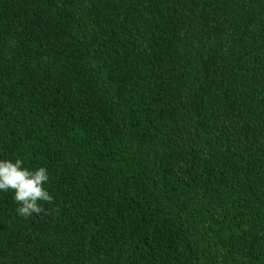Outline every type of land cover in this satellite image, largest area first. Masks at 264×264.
<instances>
[{"label":"trees","instance_id":"16d2710c","mask_svg":"<svg viewBox=\"0 0 264 264\" xmlns=\"http://www.w3.org/2000/svg\"><path fill=\"white\" fill-rule=\"evenodd\" d=\"M17 158L0 264H264V0H0Z\"/></svg>","mask_w":264,"mask_h":264},{"label":"clouds","instance_id":"9594fccd","mask_svg":"<svg viewBox=\"0 0 264 264\" xmlns=\"http://www.w3.org/2000/svg\"><path fill=\"white\" fill-rule=\"evenodd\" d=\"M48 169L41 166L30 170L24 167L22 159L0 160V191L14 192V200L19 205L16 209L19 216L46 214L45 203H54V197L45 185L49 182Z\"/></svg>","mask_w":264,"mask_h":264},{"label":"bare ground","instance_id":"6f19581e","mask_svg":"<svg viewBox=\"0 0 264 264\" xmlns=\"http://www.w3.org/2000/svg\"><path fill=\"white\" fill-rule=\"evenodd\" d=\"M6 63V62H5ZM3 64V63H2Z\"/></svg>","mask_w":264,"mask_h":264}]
</instances>
